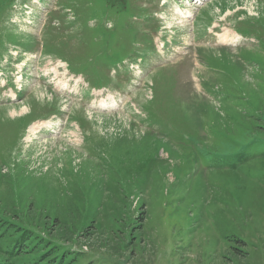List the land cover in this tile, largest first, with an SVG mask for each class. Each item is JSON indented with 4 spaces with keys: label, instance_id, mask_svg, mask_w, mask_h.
<instances>
[{
    "label": "rangeland",
    "instance_id": "rangeland-1",
    "mask_svg": "<svg viewBox=\"0 0 264 264\" xmlns=\"http://www.w3.org/2000/svg\"><path fill=\"white\" fill-rule=\"evenodd\" d=\"M0 264H264V0H0Z\"/></svg>",
    "mask_w": 264,
    "mask_h": 264
},
{
    "label": "bare ground",
    "instance_id": "bare-ground-1",
    "mask_svg": "<svg viewBox=\"0 0 264 264\" xmlns=\"http://www.w3.org/2000/svg\"><path fill=\"white\" fill-rule=\"evenodd\" d=\"M183 17V16H182ZM235 35V34H234ZM233 35V36H234ZM233 38H230L229 34H225L224 37H223V40H232ZM18 99V98H17ZM30 132H34L36 130V125L35 126H32L30 127Z\"/></svg>",
    "mask_w": 264,
    "mask_h": 264
}]
</instances>
